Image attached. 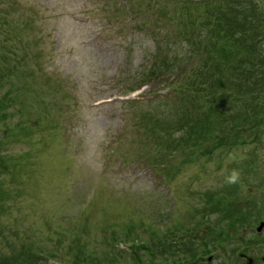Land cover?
<instances>
[{
	"label": "rangeland",
	"instance_id": "rangeland-1",
	"mask_svg": "<svg viewBox=\"0 0 264 264\" xmlns=\"http://www.w3.org/2000/svg\"><path fill=\"white\" fill-rule=\"evenodd\" d=\"M203 1L0 0L3 264H264V44L234 120L148 74Z\"/></svg>",
	"mask_w": 264,
	"mask_h": 264
},
{
	"label": "trees",
	"instance_id": "trees-1",
	"mask_svg": "<svg viewBox=\"0 0 264 264\" xmlns=\"http://www.w3.org/2000/svg\"><path fill=\"white\" fill-rule=\"evenodd\" d=\"M208 1L204 0L202 2L207 5L205 11L193 18L190 26L186 27L181 37H178L180 32H176L175 35L164 42L168 48L169 56L175 61L166 59V64L161 69L154 67L156 64L154 62L149 66L148 74L161 77L169 82H172L175 78L178 85L169 91L179 95L182 94L184 99L189 98L191 100L189 103L193 108L202 106L198 112L205 113L207 111L206 113H208L214 109L221 111L220 106H222L223 111L213 116L220 123L221 120H224V117L225 120H234L233 110H235V106L239 105V102L243 101L245 103L250 99L254 100L259 97L257 95L258 87L255 89L254 87L262 79L259 78L255 66L260 65L257 64V61H261L264 28L261 29L260 26L264 23V20H259L258 15H251L252 5L246 0H243L242 5L244 6L241 9L238 8L240 10L236 13L244 15L250 12V14L243 16L238 21L230 19L228 12L219 8L225 0H215V3L211 2V4L207 3ZM216 2L219 4H216ZM207 11H209V16L206 20H203V13L205 15ZM177 40L182 41L183 44L177 45ZM198 42L201 46H204V43L208 44V47L204 48V52L210 62L206 63V60L198 57L197 53L200 52L196 47ZM156 48H158V45H156ZM224 52L226 57H223V62H220L217 57L220 53V56H222ZM224 77L228 78L227 82H220ZM2 96L0 98V108H2ZM255 107H257L254 110L255 113L263 110L260 105H255ZM253 130H256L255 133L259 134L258 137L260 134L262 135V131L258 127L253 128ZM226 133L236 134V130L224 131V134ZM213 135L216 138L220 133ZM192 141H189L190 145L199 143V140ZM28 255L33 254L30 252ZM20 257L24 258L23 256ZM2 258L7 262V259L0 257V264H3ZM31 259L36 260L35 258ZM91 261L93 264H100L99 261L94 262L95 260L89 262L82 260V263L88 264Z\"/></svg>",
	"mask_w": 264,
	"mask_h": 264
},
{
	"label": "clouds",
	"instance_id": "clouds-1",
	"mask_svg": "<svg viewBox=\"0 0 264 264\" xmlns=\"http://www.w3.org/2000/svg\"><path fill=\"white\" fill-rule=\"evenodd\" d=\"M239 179V173L236 170H233L229 177L227 178V182L229 184L236 183Z\"/></svg>",
	"mask_w": 264,
	"mask_h": 264
},
{
	"label": "water",
	"instance_id": "water-1",
	"mask_svg": "<svg viewBox=\"0 0 264 264\" xmlns=\"http://www.w3.org/2000/svg\"><path fill=\"white\" fill-rule=\"evenodd\" d=\"M264 226V222H261L258 227H257V230L260 231L262 229V227ZM242 257H245L247 259V262L249 264H251L253 262V258L249 257L248 255H244V254H241Z\"/></svg>",
	"mask_w": 264,
	"mask_h": 264
}]
</instances>
